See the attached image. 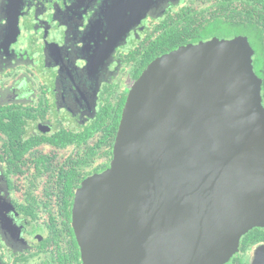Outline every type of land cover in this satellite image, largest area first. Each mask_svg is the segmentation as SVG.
<instances>
[{
    "label": "flooded vegetation",
    "instance_id": "1",
    "mask_svg": "<svg viewBox=\"0 0 264 264\" xmlns=\"http://www.w3.org/2000/svg\"><path fill=\"white\" fill-rule=\"evenodd\" d=\"M237 37L264 105V0H0V264H83L73 207L99 134L153 60ZM261 260L256 226L226 264Z\"/></svg>",
    "mask_w": 264,
    "mask_h": 264
},
{
    "label": "water",
    "instance_id": "2",
    "mask_svg": "<svg viewBox=\"0 0 264 264\" xmlns=\"http://www.w3.org/2000/svg\"><path fill=\"white\" fill-rule=\"evenodd\" d=\"M247 38L153 60L110 166L76 192L83 264H226L264 226V105ZM257 262L256 264H263Z\"/></svg>",
    "mask_w": 264,
    "mask_h": 264
},
{
    "label": "trees",
    "instance_id": "3",
    "mask_svg": "<svg viewBox=\"0 0 264 264\" xmlns=\"http://www.w3.org/2000/svg\"><path fill=\"white\" fill-rule=\"evenodd\" d=\"M259 74L261 77H263V80H264V71H259ZM264 86V85H263ZM102 119V118H101ZM104 120V117L103 119ZM104 123V121H102ZM103 123H100V125H98V127H101L102 128H105V126H103L104 124ZM118 123H119V118H115V119H112V122L109 124L110 126V129L108 127H106V130L103 133L99 134L98 138L96 140L100 141L101 143H104V142H107L108 138L111 136V140H110V143L111 145L109 147H107V149H104L103 153L100 155H98L97 153H94L95 156H96V161H94V163H92V167L90 168V174H92L93 172H100L102 170H104L105 168H107L109 166V162L108 161H102L101 163L97 162L98 159L100 158L99 156L101 157H105L106 155L107 156H110L111 153H112V143L114 142L115 140V137H116V131H117V128H118ZM97 130V124L95 126V129H94V132H96ZM93 136V135H92ZM90 136V138L92 137Z\"/></svg>",
    "mask_w": 264,
    "mask_h": 264
},
{
    "label": "rangeland",
    "instance_id": "4",
    "mask_svg": "<svg viewBox=\"0 0 264 264\" xmlns=\"http://www.w3.org/2000/svg\"><path fill=\"white\" fill-rule=\"evenodd\" d=\"M164 4H165L164 6L166 7V6H167V2H165ZM158 10H159V9H158ZM263 264H264V263H263Z\"/></svg>",
    "mask_w": 264,
    "mask_h": 264
}]
</instances>
